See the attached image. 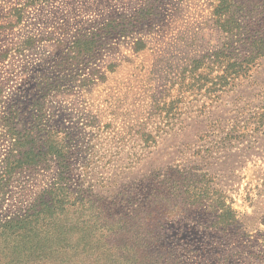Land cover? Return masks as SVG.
<instances>
[{
  "label": "rangeland",
  "instance_id": "1",
  "mask_svg": "<svg viewBox=\"0 0 264 264\" xmlns=\"http://www.w3.org/2000/svg\"><path fill=\"white\" fill-rule=\"evenodd\" d=\"M31 1L0 0V264H264V0Z\"/></svg>",
  "mask_w": 264,
  "mask_h": 264
},
{
  "label": "trees",
  "instance_id": "2",
  "mask_svg": "<svg viewBox=\"0 0 264 264\" xmlns=\"http://www.w3.org/2000/svg\"><path fill=\"white\" fill-rule=\"evenodd\" d=\"M49 0H35V1H31V3H29V5L28 6H33V5H36V4H39V3H43V2H48ZM83 36H88L87 34L86 35H80V36H76L75 38H74V40H72L71 41V45L70 46H74V45H77L78 44V42L81 40V38L83 39V40H85V39H87V40H89V42L88 43H90V45L92 44V42H95L94 41V39L92 40V38H83ZM27 43H30V42H27ZM69 46V47H70ZM250 46L251 47H253V44L252 43H250ZM39 214V211L38 210H35V211H33L31 214H29V215H27V216H23V217H21V218H19L18 220H16V221H14L15 223H16V227H20V228H18V229H20V230H24V229H26V227H28V226H30L29 224H31V219L33 218V217H35L36 215H38ZM17 229V228H16Z\"/></svg>",
  "mask_w": 264,
  "mask_h": 264
},
{
  "label": "built area",
  "instance_id": "3",
  "mask_svg": "<svg viewBox=\"0 0 264 264\" xmlns=\"http://www.w3.org/2000/svg\"><path fill=\"white\" fill-rule=\"evenodd\" d=\"M43 3H46V2H43ZM43 3H39V4H36V5H33V6H28V7H30L29 9H32V8H35V7H38V6H41V5H45V4H43ZM24 17H26L25 15H24ZM23 17V18H24ZM22 21H23V19H22ZM48 35H49V37H48ZM58 38V37H57ZM53 38L52 37V35H50V34H47V35H29L27 38H26V40H25V42L26 41H28V42H30L32 45H33V47L36 49V50H38L43 44H45V43H47V42H49V43H51V44H55V43H58L59 41H58V39H60V38ZM75 38V37H74ZM73 38V39H74ZM22 43H24V42H22ZM72 43L70 42V45H71Z\"/></svg>",
  "mask_w": 264,
  "mask_h": 264
}]
</instances>
